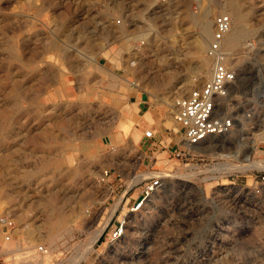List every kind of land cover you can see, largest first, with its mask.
Segmentation results:
<instances>
[{
  "label": "rangeland",
  "instance_id": "obj_1",
  "mask_svg": "<svg viewBox=\"0 0 264 264\" xmlns=\"http://www.w3.org/2000/svg\"><path fill=\"white\" fill-rule=\"evenodd\" d=\"M236 1L247 33L231 45L230 0H0V215L14 222L0 264H264V0ZM220 11L236 79L218 112L234 126L152 171L136 132L209 75Z\"/></svg>",
  "mask_w": 264,
  "mask_h": 264
},
{
  "label": "built area",
  "instance_id": "obj_2",
  "mask_svg": "<svg viewBox=\"0 0 264 264\" xmlns=\"http://www.w3.org/2000/svg\"><path fill=\"white\" fill-rule=\"evenodd\" d=\"M231 15L227 11L218 12L213 21L211 36L205 48V55L210 60V72L206 79L194 83L191 88L177 96L173 101V119L183 129V148L175 152L176 157L190 156L196 151L193 145L199 144L209 135L228 133L234 126V117L218 112V103L228 87L236 79V70L230 63L231 52L226 48L224 38L231 28ZM249 44V43H246ZM146 136L153 135V129L144 130ZM107 175L104 170L102 179ZM252 194L264 191V172L253 176ZM162 175H152L144 182L140 194L132 201L130 211L138 210L145 197L162 184ZM124 220H119L110 230L109 239L119 237L123 232ZM0 225L5 240L10 239L14 229L13 219L0 215ZM39 251L43 249L38 246Z\"/></svg>",
  "mask_w": 264,
  "mask_h": 264
},
{
  "label": "crops",
  "instance_id": "obj_3",
  "mask_svg": "<svg viewBox=\"0 0 264 264\" xmlns=\"http://www.w3.org/2000/svg\"><path fill=\"white\" fill-rule=\"evenodd\" d=\"M128 94L132 109L137 112L138 109L143 110L147 102L143 93L130 91ZM151 112V121L143 120L142 127L150 124V128L153 129V135L151 137L146 136L141 128H139L136 134L138 135V141L143 150L145 165L152 166L154 169L152 171H158L165 168L174 158L175 152L178 149L183 148L181 142L183 139V129L173 119V105L164 106V108L152 107ZM148 122L150 123L147 124ZM0 232L3 234L2 227H0ZM1 246L0 240V248Z\"/></svg>",
  "mask_w": 264,
  "mask_h": 264
},
{
  "label": "bare ground",
  "instance_id": "obj_4",
  "mask_svg": "<svg viewBox=\"0 0 264 264\" xmlns=\"http://www.w3.org/2000/svg\"><path fill=\"white\" fill-rule=\"evenodd\" d=\"M229 9H230V11H231V14L233 15V17H234V19H236V21L238 22V24H237V27H236V29L232 32V34H231V36H228L227 37V35L229 34V32H230V30H229V32L226 34V36H225V38L227 37V39H226V42L228 43V44H231V45H235V44H237V42L244 36V35H246V33H247V26L245 27V22H243V20H244V15H242V13H241V11H240V5H239V3H238V1H236V0H230V2H229ZM198 23H199V26H200V28L202 29V31L205 33V34H207V35H210V32H211V22L210 21H208V20H206V19H198ZM231 26H232V23H231ZM231 29V28H230ZM225 38H224V41H225ZM230 87V86H229ZM228 87V88H229ZM228 90V89H227ZM226 94H227V91H226V93H225V95L224 96H226ZM223 97V96H222ZM221 97V98H222ZM220 98V99H221ZM210 136H212V135H209V136H207L204 140H202L199 144H197V145H193L192 147L193 148H198V149H202V150H208V148H210V146H208V147H202L203 145V142L204 141H206ZM262 136V135H261ZM259 137V136H258ZM262 139H264V138H261L260 140H262ZM257 140V139H256ZM259 140V141H260ZM256 142L257 141H255V145H256ZM262 163H264L263 161H262ZM226 166V165H225ZM224 167V166H223ZM227 169H231V170H240L241 169V166L239 165V166H237V165H227V167H226ZM222 169V168H221ZM224 169V168H223ZM222 169V170H223ZM135 180L136 181H139V180H141V178L139 179V176H137V178H135ZM115 211V209L113 210V212H112V214L113 213H115L114 212ZM111 214V215H112ZM110 215V216H111ZM110 218V217H109ZM108 218V219H109ZM108 219H107V221H105V223H104V225H103V227H102V229L99 231V234L102 232V230L104 229V227H105V225L107 224V222H109L108 221ZM98 234V235H99ZM44 251H46V250H44Z\"/></svg>",
  "mask_w": 264,
  "mask_h": 264
}]
</instances>
